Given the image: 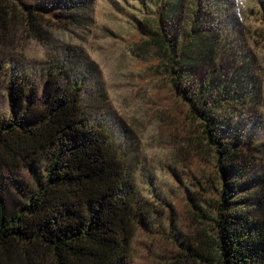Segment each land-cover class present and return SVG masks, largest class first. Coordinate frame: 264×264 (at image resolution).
Segmentation results:
<instances>
[{
    "label": "trees",
    "instance_id": "1",
    "mask_svg": "<svg viewBox=\"0 0 264 264\" xmlns=\"http://www.w3.org/2000/svg\"><path fill=\"white\" fill-rule=\"evenodd\" d=\"M200 1H157V18L141 27L154 42L156 73L185 106L190 142L212 164L208 173L192 172L197 179L184 197L195 222L185 231L188 239L172 238L185 253L170 263L264 264V180L249 175L257 144L237 129L222 127L224 120L212 114L216 105L201 101L213 75L207 87L190 89L185 83L215 55L221 41L215 38L222 37ZM252 4L262 30L251 38L264 41V0ZM93 5L94 0H0V28L18 21L45 44L47 27L88 28ZM198 14L206 26L202 33L194 29ZM44 64L42 86L27 68L4 67L0 264H130L139 227L161 222L163 229H174L177 220L159 200L147 214L136 183L137 146L129 134L119 139L111 132L97 66L70 46Z\"/></svg>",
    "mask_w": 264,
    "mask_h": 264
},
{
    "label": "rangeland",
    "instance_id": "2",
    "mask_svg": "<svg viewBox=\"0 0 264 264\" xmlns=\"http://www.w3.org/2000/svg\"><path fill=\"white\" fill-rule=\"evenodd\" d=\"M157 1L94 0L93 22L88 28L47 27L45 44L32 38L18 21L10 28H0V112H6L7 107L4 67L8 63L27 68L41 86L45 61L68 46L81 49L97 66L108 98L105 114L111 132L119 139L123 133L129 134L137 146L141 168L136 183L147 214L156 210L155 201L159 200L169 205L177 220L174 229H163L157 221L151 227H139L130 245V264H175L170 262L178 254L184 257L185 251L172 239H188L185 231L189 232L188 226L195 222L184 195L191 192L197 179L192 172L208 173L212 167L211 162L203 161L206 154L200 150V156L198 147L190 142L185 106L171 91L167 79L156 73L154 42L141 29L157 18ZM200 5L208 13L205 17L209 13L215 17L218 27L214 32L222 37L215 38L221 40L215 55L185 83L190 89L199 84L207 87L213 75L212 84L200 99L206 107L216 105L212 114L224 120L222 127L229 132L237 129L257 144L259 151L250 162L249 175L262 181L264 41L251 38V33H260L262 26L251 12L252 0H201ZM202 23L198 14L195 32H205ZM147 176L151 177L149 183ZM9 197L13 200L12 195ZM178 260V264H196Z\"/></svg>",
    "mask_w": 264,
    "mask_h": 264
}]
</instances>
